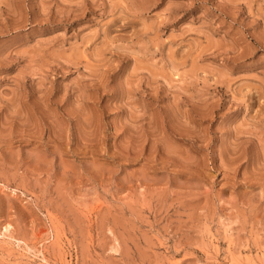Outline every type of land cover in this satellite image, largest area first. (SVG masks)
I'll list each match as a JSON object with an SVG mask.
<instances>
[{"label": "rangeland", "instance_id": "rangeland-1", "mask_svg": "<svg viewBox=\"0 0 264 264\" xmlns=\"http://www.w3.org/2000/svg\"><path fill=\"white\" fill-rule=\"evenodd\" d=\"M0 264H264V0H0Z\"/></svg>", "mask_w": 264, "mask_h": 264}]
</instances>
